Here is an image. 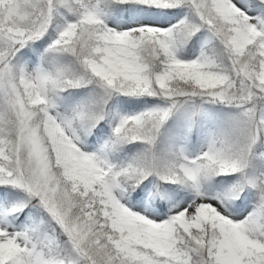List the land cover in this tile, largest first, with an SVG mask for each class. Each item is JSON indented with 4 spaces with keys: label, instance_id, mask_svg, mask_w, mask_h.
Wrapping results in <instances>:
<instances>
[{
    "label": "snow or ice",
    "instance_id": "snow-or-ice-1",
    "mask_svg": "<svg viewBox=\"0 0 264 264\" xmlns=\"http://www.w3.org/2000/svg\"><path fill=\"white\" fill-rule=\"evenodd\" d=\"M0 264H264V0H0Z\"/></svg>",
    "mask_w": 264,
    "mask_h": 264
}]
</instances>
